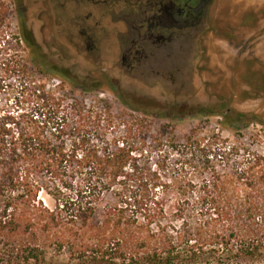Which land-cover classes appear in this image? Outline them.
I'll list each match as a JSON object with an SVG mask.
<instances>
[{"label": "trees", "instance_id": "16d2710c", "mask_svg": "<svg viewBox=\"0 0 264 264\" xmlns=\"http://www.w3.org/2000/svg\"><path fill=\"white\" fill-rule=\"evenodd\" d=\"M3 34L0 264H264V145L256 151L219 135L187 136L172 150L181 156L176 170L195 172L194 179L165 181L156 166L141 179L144 187L104 206L118 181L132 188L141 182L136 155L147 152L150 138L166 152L162 132L148 136L128 126L117 138L107 102L88 108L28 80L29 63ZM16 78L22 96L35 99L32 108L2 106ZM230 120L264 125L255 114L232 113Z\"/></svg>", "mask_w": 264, "mask_h": 264}, {"label": "rangeland", "instance_id": "374dc122", "mask_svg": "<svg viewBox=\"0 0 264 264\" xmlns=\"http://www.w3.org/2000/svg\"><path fill=\"white\" fill-rule=\"evenodd\" d=\"M94 3L0 0L4 14L0 30L4 43L9 41L21 49V56L29 63L28 80L78 99L88 108H99L100 101L107 102L115 115L117 138H125L128 126L145 130L148 136L162 132L168 146L165 153L152 148L155 142L150 138L147 152L136 155L140 180L156 166L165 181L175 180L180 174L194 179L195 172L176 170L181 156L172 150L191 135L206 140L219 135L229 143L262 151L264 134L257 137L264 125L232 123L230 115L255 114L264 121V0H213L207 21L197 33L185 31L184 38L176 41L185 64L178 86L159 81L143 66L128 74L120 65L103 66L80 58L78 47L68 45L61 30L67 23L77 26L84 21L94 26L104 19L106 16L97 15L101 9ZM25 35H29L30 45L23 40ZM178 87L182 89L177 91ZM1 98L2 106L11 110L35 105V99L22 96L18 78L11 80ZM132 142L140 148L139 138ZM130 185L134 188L118 181L105 196L104 206H118L129 188L138 191L144 187L142 180ZM42 199L52 206L45 194Z\"/></svg>", "mask_w": 264, "mask_h": 264}, {"label": "flooded vegetation", "instance_id": "af4514ba", "mask_svg": "<svg viewBox=\"0 0 264 264\" xmlns=\"http://www.w3.org/2000/svg\"><path fill=\"white\" fill-rule=\"evenodd\" d=\"M85 1L95 2V6H100L101 9L97 15L106 17L94 26L81 21L77 26L67 23L62 27L61 32L68 38V45L72 48L78 47L80 58L103 66L120 65L128 74L143 66L159 81L168 80L177 86L185 64L179 57L180 50L175 47L176 41L184 38L185 31L190 35L193 32L197 33L199 27L207 21L213 2V0ZM73 40L77 42L74 43ZM82 49L84 52L86 49V53ZM181 89L178 87L177 91Z\"/></svg>", "mask_w": 264, "mask_h": 264}]
</instances>
